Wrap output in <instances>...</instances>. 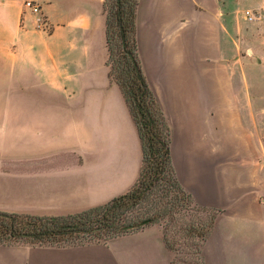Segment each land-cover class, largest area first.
Instances as JSON below:
<instances>
[{"label": "crops", "instance_id": "0c3cea01", "mask_svg": "<svg viewBox=\"0 0 264 264\" xmlns=\"http://www.w3.org/2000/svg\"><path fill=\"white\" fill-rule=\"evenodd\" d=\"M24 1L0 0V211L74 214L133 186L140 138L109 74L105 0H34L42 27ZM135 23L176 177L196 203L221 210L203 264H264V0H138ZM172 257L157 223L107 242L0 244V264Z\"/></svg>", "mask_w": 264, "mask_h": 264}, {"label": "trees", "instance_id": "16d2710c", "mask_svg": "<svg viewBox=\"0 0 264 264\" xmlns=\"http://www.w3.org/2000/svg\"><path fill=\"white\" fill-rule=\"evenodd\" d=\"M137 4L138 0H105L103 4L109 74L124 96L141 143L142 165L136 182L109 202L74 214L37 216L0 211V244L70 246L93 242L94 237L110 240L159 222L166 214L173 218L188 212L189 218L179 229L190 239L197 264H203L201 247L221 210L196 203L176 177L170 128L137 55ZM139 206L144 208L142 215L130 214ZM201 213L203 217H199ZM163 239L171 250L165 233Z\"/></svg>", "mask_w": 264, "mask_h": 264}, {"label": "rangeland", "instance_id": "374dc122", "mask_svg": "<svg viewBox=\"0 0 264 264\" xmlns=\"http://www.w3.org/2000/svg\"><path fill=\"white\" fill-rule=\"evenodd\" d=\"M262 39H263V42L261 41L257 42L258 45H261V44L264 45V31L262 32ZM2 82L3 80L0 78V85L2 84ZM152 198H155V196ZM143 209L144 208H142L141 206L136 207L133 211L130 212V214L132 215L138 214L140 216L142 215ZM196 214L198 215V213ZM189 215L190 213L184 212L183 217L176 214L172 218L168 214H166L162 218H160L159 222H155L162 227V231L163 233H165V238L167 239L169 245L171 246L173 257L170 261V264H197V262L199 261L196 255L191 253L192 250L190 249L191 247L190 239L184 236V234L179 229V227L182 225V222L189 218ZM199 215H200L199 217H203L204 213H201ZM77 240L78 239H74V241H77ZM92 241L93 242H107L108 240H104L103 238L94 237ZM204 242L202 244L201 250H203Z\"/></svg>", "mask_w": 264, "mask_h": 264}, {"label": "built area", "instance_id": "2783aa9c", "mask_svg": "<svg viewBox=\"0 0 264 264\" xmlns=\"http://www.w3.org/2000/svg\"><path fill=\"white\" fill-rule=\"evenodd\" d=\"M24 7L32 13L33 18H34V23L37 27H42L45 24V21H44V18H43V15L41 13V9L38 3H36L34 0H25ZM245 17L248 20H255V19L262 18L263 15L260 12L246 10Z\"/></svg>", "mask_w": 264, "mask_h": 264}, {"label": "water", "instance_id": "95a60500", "mask_svg": "<svg viewBox=\"0 0 264 264\" xmlns=\"http://www.w3.org/2000/svg\"><path fill=\"white\" fill-rule=\"evenodd\" d=\"M147 222V221H146Z\"/></svg>", "mask_w": 264, "mask_h": 264}]
</instances>
